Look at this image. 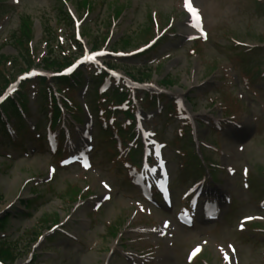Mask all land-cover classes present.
Segmentation results:
<instances>
[{"label": "rangeland", "instance_id": "374dc122", "mask_svg": "<svg viewBox=\"0 0 264 264\" xmlns=\"http://www.w3.org/2000/svg\"><path fill=\"white\" fill-rule=\"evenodd\" d=\"M57 1L0 0V55L15 56L8 38L18 25L19 14L30 18L35 42L42 38L44 28L56 31L57 6L65 12L70 9L74 15L76 0H59L58 5ZM90 2L91 11L81 25L83 32L86 30L84 42L88 48L95 43L100 49L103 38L108 37L104 49L128 53L144 46L156 35L150 16L156 17L160 29H164L162 37L145 54L124 58L127 65L118 58L107 57L106 61L117 66V74L128 72L135 78L144 64L156 68V74L147 82L152 88L163 91L160 80L164 77L172 82L164 88L165 108H172L167 100L180 97L193 117L197 144L192 143L191 128L180 125L175 117H156V111L142 113L154 115L151 122V117L141 116L147 120V130L155 128L157 139L165 144L163 158L171 178L174 205H178L187 186L202 177L207 187L228 193L230 203H226L215 224L200 228L196 221L199 226L194 229L181 227L170 210L158 209L138 197L122 160L105 143L106 138L98 137L99 126L93 131L92 168L87 170L84 164V168L76 164L64 167L60 160L70 155L69 142L60 146L59 141L65 155L55 158L44 149L42 137L30 132L37 121L38 133L43 136L44 125L52 116L49 101L41 95L46 87L36 80L38 77L33 78L20 85L21 94L16 93L19 100L25 98L24 121L14 116L20 132L17 141H8L0 129V219L8 215L0 238L15 247L14 264H186L185 256L195 245L202 246V252L191 264H264V232L254 226L237 230L245 217L264 221V212L259 208L264 200V7L256 6L255 0H190L200 18L197 27L185 0ZM57 28L60 30L56 34L70 41L69 22L62 21ZM185 29H189V36L183 32ZM190 35L198 41L191 42ZM125 38L127 46L121 48L118 44ZM232 40L262 51L256 54L255 50L236 48ZM39 46L36 54L41 52ZM256 63L263 64L256 70ZM81 74L78 87L60 86L72 103V108L65 104L70 109L65 116L71 123L67 128L72 142L80 137L78 128L90 125L80 108L85 79L95 72L87 67ZM251 74L254 78L246 86L243 80ZM114 86L112 83L111 88ZM89 90L93 95L91 110L103 114L101 122L125 120L121 114H113L110 97L95 100L98 92L93 86ZM38 107L42 115L36 116ZM131 110L134 115L136 106ZM221 113L225 116V136L210 125L212 120H221ZM69 115L79 124L72 123ZM113 128L109 125L110 130ZM197 146H202L206 163L213 167L210 172L215 182L196 168L193 155ZM155 150L153 147V153ZM246 172L248 177H243ZM247 179L249 186L244 183ZM73 190H78L83 199L79 201ZM107 192L111 197L106 198ZM55 224L58 227L50 230ZM161 226L166 231L156 235L149 232ZM39 235L44 237L37 241Z\"/></svg>", "mask_w": 264, "mask_h": 264}, {"label": "trees", "instance_id": "16d2710c", "mask_svg": "<svg viewBox=\"0 0 264 264\" xmlns=\"http://www.w3.org/2000/svg\"><path fill=\"white\" fill-rule=\"evenodd\" d=\"M57 5L59 4V1L56 2ZM76 10L77 12H81V10H88L91 9V2L90 0H76L75 1ZM56 15L58 22L69 20L68 15L65 11H63L59 6L56 8ZM59 18V19H58ZM32 22L30 21V18L26 15H23L20 17V22L18 23V27L16 30L11 32L10 35V45L13 47V49L17 52L16 57L12 58H5L3 56H0V81H2V85H0V91L6 86V84L9 82V77H7L3 72H1V68L5 67L6 64L9 63L10 65V71H14L18 68V73H22L29 68H31L34 65V54H32V51L29 48V43L32 39ZM45 34L50 37V39H53V35L51 33V29H46ZM52 36V37H51ZM54 44L46 43V54L41 59L40 64L43 67V69L47 71H59L62 67L66 66L69 63V60H67L65 57L61 56L62 49L59 45L54 48ZM122 46H126L127 42L124 40L121 41ZM93 48H96V45H93ZM55 50L57 53H55ZM148 77V76H146ZM167 81L163 82V84H167ZM168 83H170L168 81ZM54 101V99H53ZM56 107V106H55ZM54 112L58 113V110L55 108ZM0 125H4L3 118L1 116L0 112ZM6 221V219H4ZM4 220L0 221V228H2L3 223H5ZM16 249L13 246V244H9L7 242H0V259L8 264H12L17 258L14 256L12 252H14Z\"/></svg>", "mask_w": 264, "mask_h": 264}, {"label": "snow or ice", "instance_id": "6c2138e0", "mask_svg": "<svg viewBox=\"0 0 264 264\" xmlns=\"http://www.w3.org/2000/svg\"><path fill=\"white\" fill-rule=\"evenodd\" d=\"M185 7L188 9V11L190 13H192V15H193V17H194V19L196 21L195 26L199 27L200 18H199L197 10L191 6L190 0H185Z\"/></svg>", "mask_w": 264, "mask_h": 264}, {"label": "bare ground", "instance_id": "6f19581e", "mask_svg": "<svg viewBox=\"0 0 264 264\" xmlns=\"http://www.w3.org/2000/svg\"><path fill=\"white\" fill-rule=\"evenodd\" d=\"M223 194V193H222ZM224 195V194H223Z\"/></svg>", "mask_w": 264, "mask_h": 264}]
</instances>
